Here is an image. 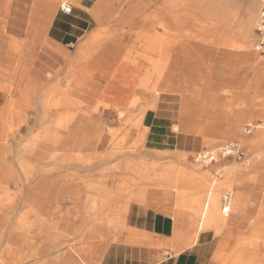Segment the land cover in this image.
Listing matches in <instances>:
<instances>
[{
  "label": "crops",
  "instance_id": "0c3cea01",
  "mask_svg": "<svg viewBox=\"0 0 264 264\" xmlns=\"http://www.w3.org/2000/svg\"><path fill=\"white\" fill-rule=\"evenodd\" d=\"M108 1L76 0L66 14L54 0H0V116L32 97L36 105L32 127L36 128L46 96L56 98L64 91L67 96L87 97L97 89L99 102L105 101L111 74L114 79L118 76L105 71L106 62L129 69L124 77L119 75L113 96L153 99L166 81L165 97L176 96L177 102L169 99L146 112L143 123L149 131L140 143L142 149L137 145L133 115L127 123L104 103L83 106V111L92 113L80 123V142L86 145L81 151L40 152L34 159L52 158L34 168L31 185L10 183L9 173L2 170L0 198L7 205L1 206L0 223L11 229L20 218L33 221L30 234L40 242V250L36 246L26 254V259L33 256L31 264H264L260 148H252L246 160L213 164L226 170L223 180L233 192L227 215L221 211L222 200L216 204L210 200L207 169L194 170L180 159L202 150L204 138L214 141L198 119L201 106L195 104L194 118L187 119L191 109L187 110L189 101L182 102V95L216 96L219 103L211 111L225 113L223 127L236 129L262 120L263 55L251 48L256 36L259 39L253 23L261 0H168L171 7L178 5V32H192V39L155 40L135 33L127 47L113 45L107 53L96 54L99 46L91 38L101 30L98 21L110 13ZM152 1L131 0L128 10L134 15L133 9L141 12L145 6L148 15ZM89 63L91 71L82 66ZM174 79L178 86H173ZM187 80L193 83L192 93L180 85ZM203 80L208 93L198 92ZM122 82L130 86L122 89ZM73 111L69 103L52 107L48 121L56 124ZM140 111L131 110L135 117ZM123 128L129 129L126 141L115 140L116 154L107 159L105 154L114 143L106 129ZM256 136L247 137L252 141ZM19 170L16 174L23 177ZM175 175L181 177L176 178L181 180L177 188L172 185ZM9 196L16 198L12 205ZM107 240L114 242L107 244Z\"/></svg>",
  "mask_w": 264,
  "mask_h": 264
},
{
  "label": "bare ground",
  "instance_id": "6f19581e",
  "mask_svg": "<svg viewBox=\"0 0 264 264\" xmlns=\"http://www.w3.org/2000/svg\"><path fill=\"white\" fill-rule=\"evenodd\" d=\"M177 4H178V2H177ZM258 6L260 7V1H259ZM133 11L135 12V14L131 15V13H130L131 11L128 10V13H125V17L121 20V24H120L121 26H124V27L126 25H131L130 29L125 30L124 27L123 28H116L115 30L109 31L108 33L107 32L104 33V31H102V30H99L98 32L95 31L96 33L93 34L91 39L93 41H95L96 43H98L99 47L97 49H95L96 53L98 51H100V50H101L102 54L107 53L111 49V47L113 45H116V46L122 45L124 47H127L128 46L127 44H123L124 39L125 38H129V37L132 38L135 35V33H142L144 35L152 36L155 40H160V39H163V38L164 39H166V38H173V39L181 38L182 39L183 36H182L181 33L178 32L177 28H173V27L169 28V27H171L169 25L166 28L165 25H163L164 23L162 22L161 19H158V20L157 19H152V18H150L151 15H149V14L148 15H144L141 18L140 21H136L135 24H133V21H134L133 19H134L135 16H137V14H139V9L138 10H134L133 9ZM158 13H160V12H158ZM132 25H134V26H132ZM169 31L170 32L173 31L175 33L169 34L168 33ZM82 66L88 67V69L90 71L93 70V64L92 63L83 64ZM104 66H105L104 67L105 71H107V73H110V72L112 73L113 72V73H116V75H118V76H116V79H114L113 78V74H111L112 78H109L108 83H107V90H106L107 95L105 96V101L102 100L101 103H104L105 106H107L109 108L115 109L116 110L115 112H117V116L119 117V119L127 120V123L131 122L129 120H130V115H133V113L131 112L132 108H134V107H136L138 105H143V110H144L145 113L148 110H156L157 107H158V104L165 97L164 93H167V83H166V81H164V83H162L158 87L157 96L155 98L153 97V99H152V97L151 98H147V97H140V96H136L135 95L136 97L133 96L132 100H129V97H127L125 95L113 96L114 87H118V83H119L118 77H119V75H120V77H124V74L127 73L129 69L126 66H124L123 64L120 67L118 64H114L113 62L112 63L106 62L104 64ZM121 81H123V79ZM129 86L130 85L125 86L124 82H122V84H121V88L122 89L123 88L126 89ZM61 92H63V94L61 96H59V97L46 98L47 97L46 96V97H44L42 99V102H41L42 103V111H41L42 113L40 115V121L42 123L41 124L42 126H40L41 128L40 129L38 128L37 131L35 133H33V134H31V132H30L31 135H28L29 137L27 138V140L25 139L26 140L25 144H23L22 147L20 149H18V151L16 153H14V154H16V156H15L16 164H17L16 167L18 166V168H20V170L22 171L21 173L24 174V176L22 178L18 176L19 174L17 175L15 173L13 166L7 160V152L10 151V149H9L10 147H9V145L6 142V139H5L6 134H4L2 131H0V141H1L0 142V163H1V168L0 169L1 170L4 169L6 172H8L9 173V178L15 180L16 183H20L19 181H22V183L24 182L26 184H29L31 182V180H33V178L35 176V174H34V172H35L34 171V168H35L34 162L33 161L27 162L25 160L27 158L26 157L27 154L24 155V153H28L30 155H32L36 151H39V153L41 152V153H45V154L50 153V151H53L55 153L56 152H58V153H60V152L61 153H66L67 152L68 153V151L76 150V149L81 151L83 149V147L86 146V145H84L83 143L80 142V137H81L82 133L80 134V136H76L75 134H76V132L78 133V131H76L75 129H77L78 127L82 126L80 124L81 121H83L84 119H87V118L90 119L91 115L87 116V118H83L79 114L71 115V113H70L67 116L59 117V122H57L56 124L52 123V125H51V123L48 121V119L50 118L49 117L50 110H51L52 107L54 108L55 106H59L61 104L64 105V103H69V104H73V105L74 104L82 105L83 103H93L95 101V97L99 96L98 94L100 93V91L97 90V89H94V91L91 93V95H88L87 97H82V96L80 97L78 95H75L74 97H72V96H67L64 91H61ZM122 93H123V90H122ZM118 104H123V105H127V106L126 107H123V106L120 107ZM129 106H131V107H129ZM142 116L143 117L141 119H138V120H144L145 114H143ZM134 118L135 117L133 116L132 117V119H133L132 122L135 120ZM46 119H47V122H46ZM53 122H55V121H53ZM124 123H126V122H124ZM82 124H84V123L82 122ZM85 125H86V123H85ZM91 126H93V125H91ZM238 128L234 129L235 135L239 131ZM102 130L103 129L100 130V133L98 135L101 136ZM106 130L108 131V133H110V135H112L113 140L111 138V141H113V143H114L115 137L119 136V134L122 133V131L119 130V129L118 130L117 129H106ZM89 133H90V131H89ZM92 135H93V133H92ZM95 136H93V137L95 138ZM100 136H98V137H100ZM252 142H253V145L259 147L260 148L259 151L262 152L263 151V147H264V132H261L258 135L257 140L255 139ZM142 147H143V145H140V144L138 145V148L142 149ZM115 154H116V151H115V143H114L113 148L112 149L110 148V150L107 151L105 156H106L107 159H110V158L114 157ZM63 157H65V156H63ZM102 157H103V155H102ZM102 157L100 156L101 159H102ZM182 157L183 158H180V159H182V162H183L185 160V155H183ZM48 158H52V157H48ZM48 158H47V160H48ZM62 158H60L61 159L60 161H62ZM65 158H69L70 159V157H68V156L65 157ZM64 160L67 161L68 159L67 160L64 159ZM82 160H84V158ZM82 160L80 159V161H82ZM57 161H58V159H57ZM57 161H56V163H57ZM60 161H59V163H60ZM80 161L78 163H80ZM64 163H66V162H64ZM67 163L70 164L69 161ZM139 164L138 165L135 164V165L138 167ZM238 167H240V166H238ZM20 170H19V172H20ZM163 171H164V168H163ZM167 171H168V169H167ZM23 174H21V175H23ZM176 176H178V175L173 176V178H175V180L173 179L174 182H172L173 183L172 184L173 187H175V186L177 187V185L179 184L178 182L181 181V180L180 181H176L178 179ZM183 176H185V174ZM189 177H190L189 174L186 172V178H189ZM2 178H0V185L2 184ZM160 178H158V179H160ZM170 178H172V177H170ZM179 179H181V177ZM156 182H160V181H156ZM167 182L169 183L170 180L167 181ZM31 184H29V185H31ZM172 185H170L171 188H173ZM159 186L162 187V185H160V184H159ZM2 187H3V185H2ZM9 197L10 198H8V200H9L8 203L12 205L13 203H15L16 198H14L12 196H9ZM210 200H212L215 204L219 203V201L221 202L219 192L214 194V195H212L210 197ZM4 204L7 205V202L6 203L5 202L2 203V198H0V210H1V206L4 205ZM6 205H4V206H6ZM212 206H213V204H212ZM8 209L9 208H7V210ZM213 210H215V209H213ZM213 210H212V212H213ZM222 213H224V212L222 211ZM224 214L227 215V213H224ZM211 215H213V213ZM18 221H19L18 223L14 224V225L12 224V227L9 230L10 231V234H9L10 240L17 239V242H16L17 244L15 246H13V243H8V245H6L4 247V249L1 251L2 252L1 254H3V252H5L6 254L7 253L10 254V258H11V262H12L11 264H14L13 262L16 261L17 257L20 254L19 249L20 248L22 249V247L24 245L32 248V251L29 254H32L35 251L34 245H33L32 241H31L33 239V237H32V234H30V233L33 232V228H34L33 221L30 222V221L25 220L23 218H20ZM17 232H21L24 235H22V234L18 235ZM2 237H3V234L0 235V238H2ZM0 259H1V261L6 262L5 261L6 260L5 257L0 256ZM8 259H9V257H8Z\"/></svg>",
  "mask_w": 264,
  "mask_h": 264
},
{
  "label": "rangeland",
  "instance_id": "374dc122",
  "mask_svg": "<svg viewBox=\"0 0 264 264\" xmlns=\"http://www.w3.org/2000/svg\"><path fill=\"white\" fill-rule=\"evenodd\" d=\"M55 1L57 2V7H59L61 5L62 0H55ZM66 1L73 3V4L76 3V0H66ZM167 1L168 0H153L150 3V5L148 6V13H149V15H151L150 18H152V19H157V20L161 19L162 22L164 23L163 25H165L166 28L168 27V25L171 26L169 28H172V27L177 28V24H178L177 6L171 8V6L167 3ZM130 3H131V0H109L107 2V5H111V7H110V9L109 8L106 9V11L107 12L109 11L110 13L109 14L107 13L103 20L98 21L99 25H101V30L104 31V33H106V32L108 33L109 31L115 30L116 28H123L124 27V26H121L120 24H121V20L125 17V13H128V8L130 6ZM260 9H261V1H260L259 11H258V13L255 17L254 23H253V29L256 28V21L259 17ZM158 12H160V13H158ZM146 13H147V11L145 10V6H144V10H142L141 12L139 11V14H137V16L134 17L133 24H135L136 21H140L141 18L144 15H146ZM130 26L131 25H126L124 27V29L128 30V29H130ZM132 26H134V25H132ZM168 33L171 34V33H175V32L169 31ZM193 35L194 34L192 32L182 33V36H183L182 39H186V40H188L190 38L192 39ZM130 40H131L130 37L125 38L123 44L129 45ZM257 40H258V37L256 36L254 43L252 44L251 48L260 56L261 53L256 48L257 43H258ZM99 52L102 53L100 50L96 54H99ZM260 59L264 64V56H262V57L260 56ZM180 85L182 88H185L186 93H192L194 91L193 90V83L190 80H187L185 82L181 81ZM173 86H178V80L177 79H174ZM207 86L208 85L206 84V81L203 80L202 86H198L199 87L198 92L208 93V90H205L207 88ZM177 98L178 97H176V96L164 97L161 102H169L170 101V102L176 103ZM184 100L189 101L187 110L191 109V112L187 113V119L189 118L192 120L194 118V112L192 111V109L194 108L195 104H198L199 107L201 106V112H200V114H198V119L202 120V128L207 130L210 137L214 139V141L208 142V141H205V138H204L203 148H213V147L218 146L222 143H226L227 141H230V140L242 141L247 146L248 153L252 152V150H253L252 148H259L255 145H253L252 141H254L255 139L257 140L258 135L261 132H264V130L256 131L254 134L257 136L255 137V139H253L251 141L250 139H248L250 137L245 136L243 133V129H244V126L246 125V123H242L240 126H238L239 131H238V133H236V135H235V131H234L235 127H223V126H221V125L226 123L225 113H219V112L211 111V109L217 108V104L219 103V100L217 99L216 96L210 95V94H206V95L202 94V95H198L196 97L194 95H182V102ZM95 102L101 103V101L99 102V96L95 97L94 103ZM88 104H90V103H83L82 105H77V104L73 105L72 104L75 107V111H73V113H71V115L79 114L81 117L87 118V116L91 115L92 111L87 112V111H85V109H84V111L82 109H83V106H86ZM101 104H103V103H101ZM12 107L13 108L9 114L7 113L4 116H0V131H2L4 134H6L5 139H6V142L8 143V145L10 147L9 148L10 151L7 152V160L13 166L15 173H17L18 166L16 167V165H17L16 164V158H15L16 154H14V153H16L18 151V149H20L22 147V145L25 144L27 138L29 137L28 135L35 133L38 128L39 129L41 128L40 126H42L41 125L42 123L40 121V125H38L36 128L32 127V120L35 118V111H36V105L34 104L32 97H30V98L28 97V98H26V100L22 101L20 104H17V105L12 106ZM62 107H63V105L55 106V109H60ZM136 108L141 109V111L139 113H137L136 117H135V114H133V116L135 117V120L132 122V125L137 127V130H138V132H137L138 144L137 145H139L140 143H144V141H146V137H147V133L149 131V128L144 126V123H143L144 120H138V119H141L143 117L142 116L143 114H146L143 110V105H138V106L134 107V109H136ZM96 109H98V107H96ZM53 114H55V113H53ZM260 119L264 120V116L260 117ZM46 122H47V119H46ZM75 130L78 131V133L76 132L75 135L80 136V134L82 133L81 126ZM121 130H122V133H120L119 136L115 137L114 142H115V140H120V139H122L123 141H126V138L129 135V129L123 128ZM30 132H31V134H30ZM75 151H77V149ZM259 152H260V154L258 155V157H260L261 159L264 160V147H263V151L262 152L259 151ZM26 154H27V156H26L27 158L25 160L27 162L33 161L35 167H40L41 164L48 162V160L34 159L35 156L39 157V151H36L35 153H33L32 154L33 156L28 154V153H24V155H26ZM195 154H196V152L184 154L185 155V160H184L185 163L187 162L186 164L191 166L194 170L207 169L206 176L208 179L207 188L209 190V193L211 194L213 192V194H211V196H212V195L219 192L220 200H222L223 191L231 189L230 187H226L225 180H223L226 176V170L225 169H217L216 167H213V165H210L209 167L203 168L201 165H199L195 162V160H194ZM222 161L223 160H220L218 163H221ZM90 162H92V161H90ZM0 168H1V163H0ZM217 172H220L222 174V176L221 177L216 176L215 173H217ZM2 177H3L2 176V170L0 169V178H2ZM19 177H21V176H19ZM190 178H191V176L187 179H190ZM34 179H35V177L33 178V180ZM9 180H10L9 181L10 183L15 182V180H13V179H9ZM33 180H31V182H33ZM19 182H22V181H19ZM221 187H224V188L221 189ZM175 188H177V187L175 186ZM214 190H215V192H214ZM233 200H234V198H233ZM8 202H9V200H8ZM5 210H7V207H5L4 211ZM9 227H10L9 224L0 223V235L3 234V237L0 238V256H3L6 258V260H5L6 262L1 261V259H0V264H11L12 263L11 258H10V254L9 253L6 254L5 252H3V254H1L2 253L1 251L4 249V247L6 245H8V243H13V246H15L17 244L16 243L17 239L10 240V236H9V234H10L9 230L10 229H9ZM31 241L34 245V248L37 246L38 250H40V242L38 240H36L35 238H33ZM106 242H107V244H109V243L114 242V240H107ZM68 244H72V242H69ZM22 249L20 250L21 255L19 254L16 261L13 263L14 264H31L32 260H33V256L29 259H26L25 256H26V254L31 253L32 248L24 245L22 247ZM8 257H9V259H8Z\"/></svg>",
  "mask_w": 264,
  "mask_h": 264
},
{
  "label": "built area",
  "instance_id": "2783aa9c",
  "mask_svg": "<svg viewBox=\"0 0 264 264\" xmlns=\"http://www.w3.org/2000/svg\"><path fill=\"white\" fill-rule=\"evenodd\" d=\"M61 10L66 14H70L72 12V4L66 0H62ZM256 32L259 35L256 48L264 56V0H261V9L256 21ZM259 130H264V120L247 122L244 126L243 133L246 136H250ZM248 154L247 146L242 141L230 140L213 148H203L196 152L194 160L197 164L205 168L224 159L246 160ZM215 174L218 177L222 176L220 172ZM232 202L233 192L231 190H225L222 194V211L224 213L228 214L231 211Z\"/></svg>",
  "mask_w": 264,
  "mask_h": 264
}]
</instances>
